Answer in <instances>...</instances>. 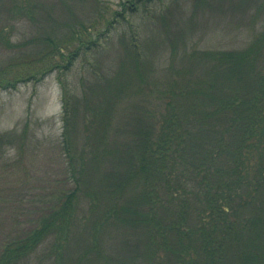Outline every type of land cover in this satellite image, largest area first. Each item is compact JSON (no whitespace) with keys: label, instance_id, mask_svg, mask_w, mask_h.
I'll use <instances>...</instances> for the list:
<instances>
[{"label":"trees","instance_id":"16d2710c","mask_svg":"<svg viewBox=\"0 0 264 264\" xmlns=\"http://www.w3.org/2000/svg\"><path fill=\"white\" fill-rule=\"evenodd\" d=\"M100 4L89 21L63 23L66 33L54 37L47 13L15 0L0 27L4 47L14 20L45 30L32 43L43 44L46 68L11 79L0 70V84L59 73L65 163L60 190L47 185L17 207L0 264H264V20L243 46L185 43L180 51L191 24L171 27L165 0H124L112 19ZM142 12L170 42L168 56L149 50L155 37L140 36L130 20ZM120 22L126 61L101 67L102 40ZM80 58L85 68L75 69ZM77 70L81 78L69 79ZM134 99L143 108L126 112ZM116 117L124 121L115 125Z\"/></svg>","mask_w":264,"mask_h":264},{"label":"rangeland","instance_id":"374dc122","mask_svg":"<svg viewBox=\"0 0 264 264\" xmlns=\"http://www.w3.org/2000/svg\"><path fill=\"white\" fill-rule=\"evenodd\" d=\"M14 1L0 0V27L8 23L5 20L9 17L4 18L12 10ZM31 1L35 9L49 15L48 27H53L52 35L58 37L59 34L66 33L65 28H62L63 23L74 25L79 21H89L97 14L96 9L97 6H101L100 3L110 6L105 18L112 19L113 9L119 10V4L124 0ZM168 6L169 10L165 14L168 15L171 27L187 29L191 24L189 30L193 31L191 36L183 39L179 47H176L180 51L186 47L185 43L187 46L195 43L194 45L203 49L243 46L253 37L252 34L261 28V22L264 20V0H165V8ZM100 10L103 11L102 8ZM254 15L257 16L256 21L260 25L258 27L251 24L255 21L252 19ZM52 16L61 27H54L56 25L50 20ZM144 16L146 13L142 12L130 20L138 27L139 35L144 33L148 39L155 37L150 42H156L158 45L149 44V50L157 47L156 50L160 51L158 58L168 56L172 49L170 42L163 39L162 30L155 25L156 21L144 19ZM40 17L38 21H41ZM108 19L103 20L98 28L104 29L105 21ZM14 21L12 22L15 24L14 32L11 35L13 29L11 28L8 33L12 45L7 47L0 45V70L8 71L6 76L8 79L20 72L32 74L46 68L49 63L47 59L39 58L38 51H44L43 44L36 46L32 43L33 38L44 30L42 24L35 25L30 19ZM115 25L116 27L107 33L108 38L102 40L105 49L96 56V61L101 63V67L116 68L123 60L126 61L127 51L122 36L126 25L121 22ZM43 27L46 28L47 25L44 24ZM50 31L52 30L48 32ZM19 42H25L27 45L22 50L13 47L14 43ZM19 51L21 52L18 53ZM21 53L27 58L23 61L26 65L18 67L15 65L19 63L17 57ZM89 59L92 60V57ZM78 66L85 68L81 58L75 63V69ZM149 72L148 77L154 78L152 71ZM58 74L57 71H53L41 79L36 77L19 81L15 88L0 84V136L4 137L0 143V240L11 229L16 211L17 214L20 212L17 209L19 205H25L23 202L27 201L26 205H30L35 201L32 199L33 195L48 190L47 185L51 187V192L61 188L58 180L65 176V163L60 148L62 93ZM82 74L77 70L69 73L68 77L69 79L75 77V80H78L77 77L80 76V79ZM155 76L159 77L158 73ZM168 76L166 79H169ZM0 82L4 83L1 75ZM137 100H132L126 108L137 103L143 108V103ZM133 110H136V107L131 106L126 112ZM113 121L116 125L124 119L119 121L116 117Z\"/></svg>","mask_w":264,"mask_h":264}]
</instances>
